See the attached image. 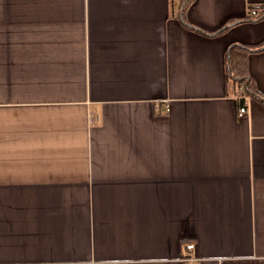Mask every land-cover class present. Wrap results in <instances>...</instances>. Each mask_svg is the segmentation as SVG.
<instances>
[{"label": "crops", "instance_id": "1", "mask_svg": "<svg viewBox=\"0 0 264 264\" xmlns=\"http://www.w3.org/2000/svg\"><path fill=\"white\" fill-rule=\"evenodd\" d=\"M252 8L0 0V264H264V49L260 97L227 78Z\"/></svg>", "mask_w": 264, "mask_h": 264}, {"label": "trees", "instance_id": "2", "mask_svg": "<svg viewBox=\"0 0 264 264\" xmlns=\"http://www.w3.org/2000/svg\"><path fill=\"white\" fill-rule=\"evenodd\" d=\"M190 2V0H181V8ZM264 17V9L259 12L255 18ZM227 24L223 25L220 30L226 28ZM200 30V29H199ZM202 31V30H200ZM264 49V39L257 44L238 43L232 44L227 50V78H229L238 87L243 88L247 94L257 95L259 93L253 86V82L247 74L246 55L248 52L260 51ZM260 97V96H259ZM264 100V97H263Z\"/></svg>", "mask_w": 264, "mask_h": 264}, {"label": "built area", "instance_id": "3", "mask_svg": "<svg viewBox=\"0 0 264 264\" xmlns=\"http://www.w3.org/2000/svg\"><path fill=\"white\" fill-rule=\"evenodd\" d=\"M249 15L251 17H256L259 15V11L252 8L251 10H249ZM238 112H239V114H245L247 112V105L245 103L243 105H241L239 107ZM193 247H194V244L192 242H188L185 244V248L187 251H190ZM182 259L192 261V264H196L195 262L197 261V258L194 257L193 255L189 254V253H186L185 255H183ZM47 264H51V263H47Z\"/></svg>", "mask_w": 264, "mask_h": 264}]
</instances>
